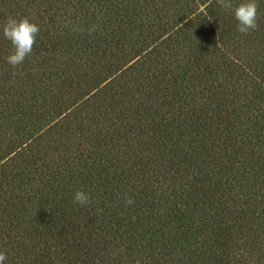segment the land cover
Instances as JSON below:
<instances>
[{
	"label": "trees",
	"instance_id": "1",
	"mask_svg": "<svg viewBox=\"0 0 264 264\" xmlns=\"http://www.w3.org/2000/svg\"><path fill=\"white\" fill-rule=\"evenodd\" d=\"M257 3L245 35L217 0H0L5 264H264Z\"/></svg>",
	"mask_w": 264,
	"mask_h": 264
},
{
	"label": "clouds",
	"instance_id": "2",
	"mask_svg": "<svg viewBox=\"0 0 264 264\" xmlns=\"http://www.w3.org/2000/svg\"><path fill=\"white\" fill-rule=\"evenodd\" d=\"M217 3L231 12L238 22L237 31L239 33L246 35L257 27V0H240L239 3L235 4L233 0H217ZM39 31V25L30 21L27 17L7 18L2 26V33L4 38L10 41L13 46V51L6 57L8 64L16 68L23 63L26 56L32 52ZM73 200L83 206L90 202L91 197L83 190H77L74 193ZM126 203L131 204L132 200L129 198ZM6 260V252L0 251V264H5Z\"/></svg>",
	"mask_w": 264,
	"mask_h": 264
}]
</instances>
